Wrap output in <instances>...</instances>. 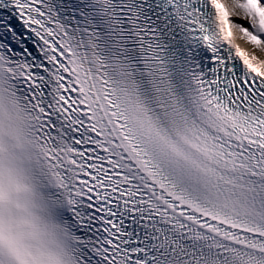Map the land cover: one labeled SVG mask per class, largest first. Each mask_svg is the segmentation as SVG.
Returning a JSON list of instances; mask_svg holds the SVG:
<instances>
[{
  "label": "snow or ice",
  "instance_id": "1",
  "mask_svg": "<svg viewBox=\"0 0 264 264\" xmlns=\"http://www.w3.org/2000/svg\"><path fill=\"white\" fill-rule=\"evenodd\" d=\"M0 264H264V0H0Z\"/></svg>",
  "mask_w": 264,
  "mask_h": 264
},
{
  "label": "bare ground",
  "instance_id": "2",
  "mask_svg": "<svg viewBox=\"0 0 264 264\" xmlns=\"http://www.w3.org/2000/svg\"><path fill=\"white\" fill-rule=\"evenodd\" d=\"M237 43H240L241 47L249 48L250 46L246 45L244 41L238 40Z\"/></svg>",
  "mask_w": 264,
  "mask_h": 264
}]
</instances>
